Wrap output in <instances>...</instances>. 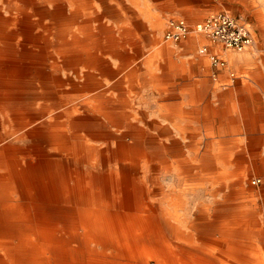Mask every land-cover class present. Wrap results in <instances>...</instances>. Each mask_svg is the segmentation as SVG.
I'll return each instance as SVG.
<instances>
[{
    "label": "bare ground",
    "instance_id": "1",
    "mask_svg": "<svg viewBox=\"0 0 264 264\" xmlns=\"http://www.w3.org/2000/svg\"><path fill=\"white\" fill-rule=\"evenodd\" d=\"M39 1L51 7L39 13L62 29L52 46L27 36V17L16 9L25 41L38 44L16 49L12 40L21 35L0 16V264H264V232L246 204L245 177L236 190L230 184L232 146L216 152L212 138L198 156L192 132L191 163L179 142L187 127L171 128L178 139L164 121L126 109V97L90 95L75 57L85 49L69 39L74 17L61 11L69 0ZM54 55L61 67L47 65ZM7 122L9 136L1 128ZM199 189L208 200L192 203L185 221L184 191Z\"/></svg>",
    "mask_w": 264,
    "mask_h": 264
},
{
    "label": "rangeland",
    "instance_id": "2",
    "mask_svg": "<svg viewBox=\"0 0 264 264\" xmlns=\"http://www.w3.org/2000/svg\"><path fill=\"white\" fill-rule=\"evenodd\" d=\"M141 1L143 0H140L139 5L140 8H143L142 5L144 4ZM146 3L149 8L147 12L139 9L140 15L134 17L132 4L128 0H92L93 6H95L96 11L101 15V20L97 17L95 18L96 14L94 11L91 12L89 0H69V3L61 8V11L64 10L66 16L71 15L74 17L73 23L69 27L70 33H72L69 37L73 43L71 46L76 50L85 49V52H77L75 57L77 59L80 56L82 59L78 65V68L81 66L78 69L80 75H82L80 71L87 73V79L92 84V90L89 94H95L103 90L104 96L112 98L115 102H118L122 97H126L130 101L126 109L146 111L148 112L149 119L162 120L164 121L163 124H167L170 129H184L183 127H187V129H184L186 130V139L179 142L181 143V155L191 163L197 160L194 153L196 148L199 150L198 156L208 153V144L212 138H214L218 145L215 146L216 152L221 153L232 146L231 159L234 163H232L229 169L233 176L230 184L233 187L235 186L234 189L236 190L239 176L243 175L245 177L246 182L243 185L247 190L246 204L248 207H251L253 212L258 213L264 232V172L261 171V168L264 167L261 163L264 160V0H182L181 4L178 3V0H147ZM44 4L39 0H31L27 5L21 4L19 0H0V16L10 21L8 31L17 32V34L21 35L12 40L14 43L12 46H15L16 49H20L19 44H26L29 48H34L35 45H38L31 40L25 41L22 35L26 32L29 38L44 36L46 38V42L43 43L45 46H52L55 43L56 35L62 29H58L59 27L52 23V19L48 14L39 13L38 9L44 6ZM46 7L51 10L49 5ZM35 8L36 11L34 10ZM16 9H19L27 17H24L26 22L22 24L31 27L28 29L29 31L25 32V30L20 29V12H17ZM218 11H226L238 18V20L247 23L253 40L251 45L241 51L230 50L237 54L248 53L251 59L249 70H232L235 76L246 74L251 78L245 86L236 84L235 90L249 91L253 97L254 104H258L254 109L246 108V114L250 117V120L252 119V125H247L244 131L245 136L250 138L245 146H240L239 140L234 139L236 134L235 125L232 127L233 131L231 132L232 136L230 139L220 140L219 136L221 137V134L229 138V131L222 132L210 127L201 128L195 126L194 120L196 116L192 112L193 109H184L183 114H169L172 111L177 112L179 109L172 103L173 100L167 99V88L171 85L170 76H167V51L163 50L160 53L158 51L159 46L167 47V39L164 37L167 29L166 24L169 18L172 17H183L189 22H200L208 15ZM85 14L91 17L89 23L88 21L85 23L82 21ZM107 17L111 18V25H107ZM101 21L108 27L105 28L106 32L103 33L105 36L103 37V44L109 46V38L113 34L114 37L119 39L122 52L125 55L132 54L134 56L128 61L125 60L127 61V66L123 65L122 62L124 61L121 59L115 63L110 56L111 53L101 51L97 41L99 38L95 37L94 34L92 35L93 37H85L80 34L87 28V23L89 27L90 25L92 26L93 33H97ZM158 22L163 24V29L160 32L157 29ZM129 24H133L135 29L131 28V25L129 27ZM189 25L191 30L194 29V22L189 23ZM39 33L41 34L39 35ZM198 33L196 31V34ZM154 38H158L155 46L151 43ZM185 38H191L190 32ZM155 53H158L159 66L152 60H147ZM145 55L144 64L142 65L141 57ZM54 56L56 60L50 59L47 65L55 64L56 62L61 67L64 59H61L57 55ZM151 69L152 71H150ZM146 70L149 74H147ZM62 75L64 74L62 73ZM154 77L164 80V83L162 85L155 84L152 81L155 79ZM83 82V78L77 81L79 86ZM198 83L199 81L196 76H191L183 86H186L187 90H195L199 85ZM247 86H249V89L245 88ZM3 124L1 126L3 132L7 136L11 135L13 130L12 124L10 122ZM192 132H197L198 134V147L197 144L189 142L188 137ZM172 134L179 139L177 131L173 130ZM19 142L24 143L25 139H21ZM222 166V162L220 161L218 163V167H221L220 170L224 169ZM156 182L166 186L167 178L157 179ZM184 192L187 204L184 208L185 219L183 218V220L186 221L191 204L204 202L208 199L205 195V190L202 189L196 191L194 195L189 194V191L186 190ZM235 196L238 197L237 193ZM218 200L222 201L221 196L218 197ZM239 205H241L240 200L235 198L233 206Z\"/></svg>",
    "mask_w": 264,
    "mask_h": 264
},
{
    "label": "crops",
    "instance_id": "3",
    "mask_svg": "<svg viewBox=\"0 0 264 264\" xmlns=\"http://www.w3.org/2000/svg\"><path fill=\"white\" fill-rule=\"evenodd\" d=\"M128 1L132 4L134 17L140 15L139 9L146 12L149 9L146 3L147 0L141 1L144 4L142 5L143 8H140V0ZM89 2L91 12L94 11L96 14L95 18L97 17L101 20V15L96 11L92 0H89ZM178 3L181 4L182 0H178ZM84 16L83 20L89 23L91 17H88V14ZM193 22L195 21H190V23ZM88 23L87 28L80 34L85 37H93L92 35L94 34L95 37L99 38L97 41L101 51L111 53L110 56L115 63L121 59L124 61L122 62L123 65L127 66L126 62L134 56L132 54L125 55L122 52L118 38L114 37L111 33L112 35L109 38L110 45L106 46L103 44V37H105L103 33L106 32L105 28H108L105 26V23L101 21L97 33H93L92 26L90 25L89 27ZM111 24V18L107 17V25ZM130 25L132 26L131 28L135 29L133 24H129V27ZM157 29L159 32L162 31L163 24L161 22L157 23ZM190 37H184L177 42L167 40V47L159 46L158 48L159 53L163 50L167 51V76H170L169 78L171 79V85L167 88V99L173 100L172 103L179 109V111H172L169 114H183L184 109H193L192 112L196 116L194 120L195 126L201 128L210 127L222 132L229 131V138L221 134V137L219 136L220 140L230 139L232 136L231 132L233 131L232 127L235 125L236 134L234 139L239 140L240 146H245L250 138L245 136L244 131L247 125H252V119L250 120V117L247 116L246 108L254 109L258 104H254L253 97L249 91L235 90L236 84L245 86L251 78L246 74L235 76L232 70L250 69L251 59L248 53L237 54L232 52L230 50L235 49L211 41L200 32L196 34L195 30L190 31ZM157 39L154 38L151 41L153 46L156 45ZM202 46L205 49L199 51ZM157 55L158 53L152 54L147 60H152L159 66ZM212 56L221 59V63L213 64ZM145 57L146 55L141 57L142 65L144 64ZM146 72L149 74L147 70ZM191 76H196L199 81V85L195 90H187L186 86H183ZM245 88L249 89V86Z\"/></svg>",
    "mask_w": 264,
    "mask_h": 264
},
{
    "label": "built area",
    "instance_id": "4",
    "mask_svg": "<svg viewBox=\"0 0 264 264\" xmlns=\"http://www.w3.org/2000/svg\"><path fill=\"white\" fill-rule=\"evenodd\" d=\"M195 31L207 36L211 41L221 43L223 46L241 51L251 45L253 40L247 23L238 20L226 11H218L208 15L194 25ZM191 31L190 25L183 17H172L167 22L165 39L177 42ZM205 48L202 46L199 51ZM213 64H220L221 59L212 56Z\"/></svg>",
    "mask_w": 264,
    "mask_h": 264
}]
</instances>
